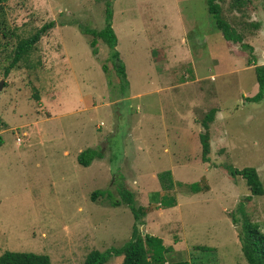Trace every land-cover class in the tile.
<instances>
[{
	"label": "rangeland",
	"instance_id": "obj_1",
	"mask_svg": "<svg viewBox=\"0 0 264 264\" xmlns=\"http://www.w3.org/2000/svg\"><path fill=\"white\" fill-rule=\"evenodd\" d=\"M232 3L225 18L246 47L224 39L207 0H10L0 8V256L84 264L92 251L122 246L135 224L128 191L148 212L142 232L173 248L171 261L248 264L233 217L244 213L264 232V195L250 197L227 167L257 169L264 186V101H247L264 66V0H241L236 11ZM109 8L127 87L109 48L99 40L94 55L84 34L104 28ZM51 23L11 68L19 41ZM89 148L103 158L86 168L78 156ZM164 199L177 206L164 208Z\"/></svg>",
	"mask_w": 264,
	"mask_h": 264
},
{
	"label": "trees",
	"instance_id": "obj_2",
	"mask_svg": "<svg viewBox=\"0 0 264 264\" xmlns=\"http://www.w3.org/2000/svg\"><path fill=\"white\" fill-rule=\"evenodd\" d=\"M10 0H0V8L5 5ZM241 0H234L231 6L233 11L237 9L240 10ZM227 4V0H207L208 10L213 18L216 28L222 33L226 41L239 43L246 47L244 44L245 34L244 32H239L237 27L233 26L227 21L224 14V6ZM55 27V23H51L49 26H45L40 29L36 34L28 39H22L19 41L14 61L11 64V68H15L19 63L26 59V57L31 53L34 47L39 42L40 38L43 37L48 29ZM84 34L88 37H92L93 40L90 42L91 48L94 55H98V49L96 48L99 40H101L110 51V61L113 67L120 77V79L125 84L128 85L127 80V70L126 66L121 59V55L117 50L118 37L113 28V12L109 8L107 10V15L105 19V26L101 31H89L84 30ZM107 72V67H104ZM257 83L259 86L258 93L252 97L247 98V101L252 103H261L264 101V66L256 67ZM1 124V122H0ZM205 129H208V125L205 124ZM200 140L202 143V150L204 160L211 153L210 146V135L208 133L201 134ZM103 155L101 151L89 148L81 152L78 156V162L83 167H90L94 160L102 159ZM227 170L233 175L243 178L247 186L250 189L251 196H263L264 186L263 182L259 176L257 169L255 168H245L239 170L232 166H228ZM169 175V172L166 173ZM166 175H162V183L164 190H170L174 187V181ZM166 181V182H165ZM196 184H192L193 190L197 189ZM123 193V203L131 210L134 215L135 224L133 226L132 237L129 241L125 242L122 246L118 248H111L105 252L92 251L86 258L84 264H108L109 261L115 257H123L122 264H192L191 261L178 260L171 261L168 255L172 253L173 248L167 247L164 241L156 236L145 234L142 232L141 227L145 225L144 219L147 216V210L141 206H137L134 195L130 192ZM100 193L95 192L93 198L96 199ZM158 195L156 194V197ZM250 197L248 199H250ZM159 200L158 198L156 201ZM164 208L170 209L177 206V203L173 200L164 199L160 203ZM122 202L113 203L114 207H119ZM239 210L242 212L244 210L243 205H240ZM233 222L238 229V237L241 243L243 255L248 262V264H264V232L257 223H253L248 219V216L243 213L242 221H238L236 216L233 217ZM204 252L210 251L211 254L214 250H209L206 247L201 248ZM0 264H52L49 256L29 253V252H12L7 251L2 256H0ZM195 264V263H194Z\"/></svg>",
	"mask_w": 264,
	"mask_h": 264
},
{
	"label": "water",
	"instance_id": "obj_3",
	"mask_svg": "<svg viewBox=\"0 0 264 264\" xmlns=\"http://www.w3.org/2000/svg\"><path fill=\"white\" fill-rule=\"evenodd\" d=\"M4 84H5L4 81L0 82V92L3 90Z\"/></svg>",
	"mask_w": 264,
	"mask_h": 264
}]
</instances>
